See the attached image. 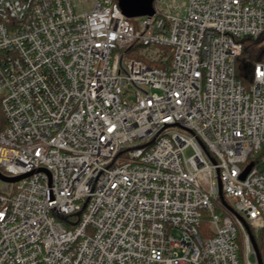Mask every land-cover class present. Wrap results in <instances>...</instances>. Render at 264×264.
Here are the masks:
<instances>
[{"label": "built area", "instance_id": "2783aa9c", "mask_svg": "<svg viewBox=\"0 0 264 264\" xmlns=\"http://www.w3.org/2000/svg\"><path fill=\"white\" fill-rule=\"evenodd\" d=\"M152 5L0 0V264H257L264 0Z\"/></svg>", "mask_w": 264, "mask_h": 264}, {"label": "trees", "instance_id": "16d2710c", "mask_svg": "<svg viewBox=\"0 0 264 264\" xmlns=\"http://www.w3.org/2000/svg\"><path fill=\"white\" fill-rule=\"evenodd\" d=\"M134 21V20H132ZM138 42L133 44L132 51L129 49L130 47H125L127 55L139 57L136 54L134 48H138ZM134 47V48H133ZM262 51V44L260 43V39H252L249 37H245L242 39V52L238 57L236 62V74L235 76L240 79L242 82H245L247 74H250V70L256 60L260 58V54ZM167 55L168 57L162 61L161 57ZM170 60V50L167 47H162L160 51V57L152 62H148L149 65H154L157 67H165ZM262 152H260L259 156ZM202 227H206L207 224L202 222ZM251 232L254 237L255 244L260 254L261 262L264 264V230L254 231L251 229Z\"/></svg>", "mask_w": 264, "mask_h": 264}, {"label": "water", "instance_id": "95a60500", "mask_svg": "<svg viewBox=\"0 0 264 264\" xmlns=\"http://www.w3.org/2000/svg\"><path fill=\"white\" fill-rule=\"evenodd\" d=\"M152 1L153 0H118V4H119V7H120L122 13L127 18H135V17H141V16L150 17L154 12ZM251 165H252V163H249L245 167L244 171L240 175L241 179L245 176L247 171L250 169ZM0 176L2 178L7 179V180H17L19 178V177H16V178L3 177L1 174H0ZM218 189H219V196L221 197V188H220V182L219 181H218ZM239 218L243 221L242 217H239ZM243 223H244V226L249 231L246 223L244 221H243ZM250 238H251V242H252V245H253V248L255 251L257 264H262L259 251L257 249L254 238H253L251 233H250Z\"/></svg>", "mask_w": 264, "mask_h": 264}, {"label": "rangeland", "instance_id": "374dc122", "mask_svg": "<svg viewBox=\"0 0 264 264\" xmlns=\"http://www.w3.org/2000/svg\"><path fill=\"white\" fill-rule=\"evenodd\" d=\"M74 3H75V9H85V10H88L90 9V6H91V3H92V0H74ZM134 48V47H133ZM129 56H125V59H128ZM192 153V149L190 147H186L184 150H183V156L185 158H187L189 155H191ZM264 166V162L262 163H258L257 167L258 168H262ZM3 187V181H0V189ZM227 202L231 205H233L232 201L228 198H226Z\"/></svg>", "mask_w": 264, "mask_h": 264}]
</instances>
